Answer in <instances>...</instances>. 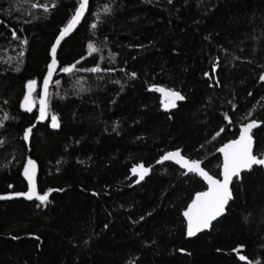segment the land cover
Listing matches in <instances>:
<instances>
[{
    "label": "trees",
    "instance_id": "16d2710c",
    "mask_svg": "<svg viewBox=\"0 0 264 264\" xmlns=\"http://www.w3.org/2000/svg\"><path fill=\"white\" fill-rule=\"evenodd\" d=\"M53 2L0 0V193L27 189L23 133L37 111L20 103L34 79L37 105L51 44L77 6ZM89 42L101 51L89 55ZM78 60L77 69L101 71L55 73L48 120L32 130L29 145L38 193L54 191L43 204L0 201V264H247L241 254L264 264V167L234 178L225 215L187 239L182 212L205 185L171 162L157 163L180 148L218 174L216 149L253 119L261 122L254 154L264 153V0H89L58 48L60 66ZM154 84L185 99L165 110ZM139 164L151 167L137 183L131 169Z\"/></svg>",
    "mask_w": 264,
    "mask_h": 264
},
{
    "label": "snow or ice",
    "instance_id": "6c2138e0",
    "mask_svg": "<svg viewBox=\"0 0 264 264\" xmlns=\"http://www.w3.org/2000/svg\"><path fill=\"white\" fill-rule=\"evenodd\" d=\"M77 6L74 9V13L70 16L67 22L59 29L58 35L55 36L54 42L51 44L50 56L51 60L47 64V72L43 77V90L40 93L39 99V116L36 117L37 121H43L49 117V101L51 99V94L49 93V83L53 78L54 73L58 70L59 72L65 74H72L74 71H87L92 73H97L101 71L99 65L92 68H76V65L80 63V60H84L85 57H81L80 60L75 63L67 66H60L58 61V47L61 45V42L69 35L76 27L80 24L82 17H84L85 12L89 8V0H76ZM172 0H169L171 3ZM53 7L56 6L55 0L53 2ZM33 8L44 7L45 11H48V7L44 5L32 4ZM111 7L105 5L103 11L105 14L111 12ZM97 20H99V14L95 13ZM97 23H92L90 27L92 29L97 28ZM13 39H19L16 32H12ZM21 44L27 45V39L20 41ZM87 50L89 55L100 52L101 50L92 42H89L87 45ZM20 57H23L24 52L21 50L19 53ZM115 55V54H113ZM103 59V57H101ZM20 63H23L21 59ZM16 70H20V65L17 64ZM110 70V69H108ZM212 72H216V66L213 65ZM131 76L135 78L137 73L132 72ZM204 76L208 77L209 73L205 72ZM260 80L264 81V74L260 76ZM55 83L58 85L59 80H56ZM37 81L32 79L26 82L27 91L24 94L23 100L20 103V107L27 112H32L34 107V98L33 93L36 91ZM150 90L161 93V105L167 110L170 108H175L177 106V101H183L185 96L181 92L176 91L172 88H165L162 86L151 85ZM251 95V93H249ZM5 103H7L5 101ZM251 115V113H249ZM9 117L7 114L3 117V120H7ZM225 120H228L229 124L232 121L227 115L224 117ZM261 122L253 119L248 123L241 124L239 127V134L235 136L234 139L228 140L226 143H223L219 148L216 149L217 152L222 154L223 160L220 164V171L218 174H210L209 171L205 170V167H202V161L199 159H191L182 155V150L176 148L173 151L165 152L157 161V163H162L164 161H173L181 169L185 170L184 174L193 173L201 177L202 180L207 184V188L204 191H198L195 193V196L191 199V202L187 204L182 215L186 221V232L187 236L193 237L197 233L202 232L205 229H208L212 222L217 220L226 210V206L229 201L233 199L232 190L230 185L233 183V179H241L242 171H251L253 166L264 167V153L253 152V134L252 130L257 128ZM3 126L2 121H0V127ZM50 126L54 129L59 128L60 124L58 122V116L55 113H52L50 116ZM35 124L30 125L24 130L23 139L28 141L30 138V133H32ZM115 131V128L113 129ZM225 129L221 128L215 133L213 139L220 136ZM2 143V142H0ZM150 167H144L143 164L134 165L131 169L132 173L138 176L139 181L143 180L150 171ZM35 174H36V162L29 158L23 166V175L28 182V190L24 192H11L6 195H0V200L12 199L14 197H24L28 200L35 198L40 201L41 204L45 203L48 200L49 193L54 191L49 189L43 194L37 192L36 183H35ZM217 175L220 178H217ZM12 185H9L11 188ZM56 191H63V189H57ZM141 220L144 217H140ZM107 227V225H105ZM15 238V237H14ZM238 248H243V246H238ZM238 249H233L236 252ZM181 252L184 249H180ZM240 261H246L247 264H252L251 261H248V258L245 255H239ZM258 264V262H257Z\"/></svg>",
    "mask_w": 264,
    "mask_h": 264
},
{
    "label": "water",
    "instance_id": "95a60500",
    "mask_svg": "<svg viewBox=\"0 0 264 264\" xmlns=\"http://www.w3.org/2000/svg\"><path fill=\"white\" fill-rule=\"evenodd\" d=\"M86 13H87V11L85 12V15H86ZM85 15H84V17H85ZM84 17H82V19H81V21L83 20V18ZM81 23V22H80ZM79 25H77V27H78ZM76 27V28H77ZM76 28L69 34V35H67L66 37H65V39L67 38V37H69L71 34H73V32L76 30ZM64 39V40H65ZM62 43V42H61ZM59 48V47H58ZM49 55H50V53H49ZM50 60H51V56H50ZM50 60H49V62H50ZM46 72H47V70H46ZM57 72V71H56ZM55 72V73H56ZM55 73H54V75H55ZM46 74V73H45ZM54 77V76H53ZM52 80H53V78L50 80V83H49V87H50V85H51V82H52ZM166 88V87H165ZM42 90H43V79H42V82H41V86H40V93L42 92ZM159 93V92H158ZM159 95H160V99H161V93H159ZM39 99H40V94H39V98H38V103H37V105L35 106L34 105V107H33V110L35 109V107H36V111H37V114H36V117H38L39 116ZM179 101H177L176 102V104L178 103ZM171 109V108H170ZM24 110V109H23ZM26 111V110H25ZM48 120V118L47 119H45V120H43V121H37V119L35 118V120H34V122L31 124V125H33V124H35V127L38 125V124H44L46 121ZM248 122H250V121H247L246 123H248ZM30 126V125H29ZM29 126H27L26 128H28ZM49 126H50V121H49ZM259 126H260V124H259ZM258 126V127H259ZM34 127V128H35ZM257 127V128H258ZM33 128V129H34ZM50 128L51 129H54V128H52L51 126H50ZM58 128H56V130H57ZM256 128H254L253 130H252V133H253V131L255 130ZM24 134V133H23ZM239 134V133H238ZM31 135H32V133H30V138H31ZM30 138H29V140L28 141H25L24 140V142H25V144H26V146H27V154H26V158H25V162H24V164L27 162V160L29 159V158H31L32 160H34L31 156H30V148H29V145H30ZM253 141H254V139H253ZM226 143V142H225ZM173 151V150H172ZM253 152H254V144H253ZM219 153V152H218ZM220 154V153H219ZM220 156H221V163H222V160H223V157H222V154H220ZM159 160V159H158ZM157 160V161H158ZM35 161V160H34ZM36 162V161H35ZM164 162H171V163H173V164H175L173 161H164ZM164 162H162V163H164ZM24 164H23V166H24ZM176 165V164H175ZM23 166H22V169H21V176H22V178L25 180V182H26V185H27V189H26V191L28 190V182H27V180L25 179V177H24V175H23ZM178 166V165H177ZM201 166H202V164H201ZM179 167V166H178ZM180 168V167H179ZM181 169V168H180ZM181 170H183L184 172H185V170L184 169H181ZM243 172H245V171H242V173ZM37 176H38V165H37V163H36V174H35V183H36V188H37V192H38V187H37ZM199 177V176H198ZM201 180H202V178L201 177H199ZM217 178H220V177H217ZM234 180V179H233ZM203 181V180H202ZM203 183H204V185H205V189L204 190H206V188H207V184L203 181ZM230 188H231V185H230ZM204 190H202V191H204ZM21 192H24V191H21ZM9 193H11V192H9ZM6 194H8V193H0V195H6ZM194 196H195V194H194ZM193 196V197H194ZM192 197V198H193ZM12 199H24V200H26V201H34V200H36L35 198H33L32 200H28V199H26V198H24V197H14V198H12ZM6 200H11V199H4V200H0V201H6ZM191 202V201H190ZM189 202V203H190ZM229 204V203H228ZM228 206V205H227ZM227 206H226V208H227ZM184 211V210H183ZM183 213V212H182ZM225 213H226V210H225V212L220 216V217H218L217 218V220H215V221H213L212 222V225H213V223H215L216 221H218L222 216H224L225 215ZM183 216V215H182ZM184 218V217H183ZM184 221H185V219H184ZM211 225V226H212ZM211 226L208 228V229H205V230H203L202 232H199V233H197L195 236H193V237H189V236H187V232H186V221H185V236H186V238L187 239H193V238H195V237H197L198 235H200V234H202V233H204V232H207V231H209L210 229H211Z\"/></svg>",
    "mask_w": 264,
    "mask_h": 264
}]
</instances>
